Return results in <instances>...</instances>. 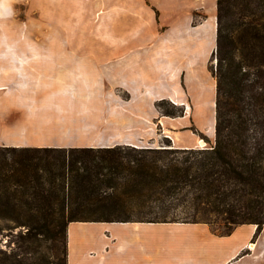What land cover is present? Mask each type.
I'll use <instances>...</instances> for the list:
<instances>
[{"label":"trees","instance_id":"trees-1","mask_svg":"<svg viewBox=\"0 0 264 264\" xmlns=\"http://www.w3.org/2000/svg\"><path fill=\"white\" fill-rule=\"evenodd\" d=\"M215 140L207 149L0 146V264L34 258L71 223H226L264 228V0H217ZM215 61V62H214ZM199 136L204 139L202 134ZM188 213L171 214L169 199ZM178 200V199H177Z\"/></svg>","mask_w":264,"mask_h":264},{"label":"crops","instance_id":"crops-1","mask_svg":"<svg viewBox=\"0 0 264 264\" xmlns=\"http://www.w3.org/2000/svg\"><path fill=\"white\" fill-rule=\"evenodd\" d=\"M217 2V0H214ZM171 4V5H169ZM208 0H160L158 6H171L175 15H188V26L180 25L170 30L168 38L155 41L154 63L199 64L208 62L216 49V34L207 22L192 26L195 11L205 10ZM217 7V6H216ZM206 26V27H204ZM204 27V29H202ZM201 32V33H200ZM139 40V39H138ZM123 40L119 47L137 46ZM114 47L113 43L105 44ZM168 48V55L163 52ZM0 64V77L6 71L10 83L16 79L54 81L56 88H34L28 94L68 96L76 105L81 97L88 99L89 123L73 129L74 135H91L90 139L74 141L83 146H66L57 137L65 131L59 123L51 130L50 125L32 124L35 139H28L30 126L7 127V135L15 140L0 141V145L17 148H111L130 146L144 149L148 144L158 148L164 139L171 138L175 148L199 149L200 138L188 140V125L183 118L161 116L154 105L145 106V60L139 53L124 56H5ZM154 78L168 67L148 68ZM186 71H181L180 74ZM5 75V76H6ZM30 81V80H29ZM6 90L7 86H4ZM11 89V88H9ZM2 91V90H1ZM118 91L131 95L130 101L118 96ZM41 92H44L43 94ZM50 92V93H46ZM27 93V92H26ZM71 96V97H70ZM85 102V101H84ZM80 105V104H79ZM77 107V106H75ZM79 108V109H78ZM59 111L58 104L51 107ZM81 111V107H77ZM78 118V117H77ZM78 120H82L79 119ZM54 125V124H53ZM87 127V128H86ZM1 130V125H0ZM47 130L58 136L42 138L38 133ZM88 130V131H86ZM168 135V136H167ZM191 136V135H190ZM215 133L213 134V137ZM38 137V138H37ZM212 137V138H213ZM41 138V139H40ZM68 142V141H67ZM74 143V144H75ZM41 144V145H34ZM97 228V229H96ZM163 229V231H160ZM257 226L242 225L230 235L215 233L202 223H83L68 225V264H106L109 256L117 257L120 264H264V228L255 238ZM241 233L243 238L237 236ZM200 242V245L198 243ZM93 243L95 251L82 249V244ZM110 246L117 250L109 251ZM253 245L254 248H249ZM93 254H95L93 258ZM132 260V261H131ZM117 264V263H107Z\"/></svg>","mask_w":264,"mask_h":264},{"label":"rangeland","instance_id":"rangeland-1","mask_svg":"<svg viewBox=\"0 0 264 264\" xmlns=\"http://www.w3.org/2000/svg\"><path fill=\"white\" fill-rule=\"evenodd\" d=\"M159 1L10 0V7L14 10V15L0 20V61H3L5 56H124L135 53L142 54L146 68L143 95L145 106L154 105L159 114L167 118H183L187 115V120L184 123L188 125V132H186L188 140L191 141L192 138L190 137H193L194 134L195 138L197 136L200 138L199 141H204L205 144H200L201 147L209 148L215 140V136L213 137L215 132L211 133L213 123L215 128V109L211 105L212 103L215 104L216 99V81L209 72L211 56L204 67L199 64H188V62L179 64L154 63V51L157 50L154 47L155 41L159 38H168L170 30L177 26H188V15H175L171 6L160 8L158 6ZM168 1L173 3L174 0ZM216 3L214 0H208L205 10L195 11L191 22L192 26H197L203 22H208L210 26L215 24ZM123 40H129V43L136 40L138 44L124 48L116 45ZM107 43H113L114 47H106L105 44ZM161 50L166 54L168 53L167 47ZM3 66L5 65L0 64V67ZM153 66L156 68L158 66L168 67L170 71L167 74L162 72L158 77L155 74L153 78L148 69ZM183 70L186 72L180 74ZM5 73L6 71H2L0 77V141L16 139L14 134L7 135V127L30 126L28 128L30 130L26 132L27 137L28 139H35L36 134L33 131L36 132V129L32 128V124H38V127L44 124L50 125L52 126L49 128L51 130L58 127L56 126L58 123L65 134H63L64 136L59 135L57 138L66 141L64 144L66 146H83V144L80 145L74 141L91 138L90 134L86 136L73 134L74 128L77 129L80 125L84 126L90 122L89 115L91 112L88 110L87 97L77 99L76 105H74L68 96L28 94L34 88H42L44 92L48 88L51 91L56 88V84L54 81L47 80H34L33 82L32 79L27 81H25L26 79H16L12 80L11 87H9V76ZM4 86H7L8 89L3 90L5 89ZM203 87L208 91V95L204 97L205 100L203 99L204 92L201 91ZM117 94L124 101L131 100L130 94L121 91H118ZM55 104H58L59 111L51 110ZM186 105L190 107V114H188ZM75 106H80L81 111H78ZM79 117L82 120H78ZM38 134L42 138L48 135L50 138L58 136L55 133L48 134L47 130ZM199 134H202L204 139ZM169 137L164 139L165 142L158 148L148 144L144 149H182L175 148ZM164 208H169L172 215L188 213L186 200L183 198L175 197V199L167 200ZM210 227L220 235L227 232L226 223L219 218H213V224ZM243 236L239 233L237 237L241 240ZM200 242L198 241L199 245ZM35 244L37 251L34 258L40 263L45 261L53 264L65 261L64 239H37ZM81 247L88 251H95L96 249L93 243L91 245L84 243ZM14 248L15 244L11 238H0V249L10 252ZM108 248L110 252L117 250L116 247L110 245ZM104 262L106 264L122 263L119 258L113 256H109Z\"/></svg>","mask_w":264,"mask_h":264},{"label":"clouds","instance_id":"clouds-1","mask_svg":"<svg viewBox=\"0 0 264 264\" xmlns=\"http://www.w3.org/2000/svg\"><path fill=\"white\" fill-rule=\"evenodd\" d=\"M14 10L10 7V0H0V20L10 18Z\"/></svg>","mask_w":264,"mask_h":264},{"label":"bare ground","instance_id":"bare-ground-1","mask_svg":"<svg viewBox=\"0 0 264 264\" xmlns=\"http://www.w3.org/2000/svg\"><path fill=\"white\" fill-rule=\"evenodd\" d=\"M204 27H206V26H204ZM204 27L202 28V29H204ZM211 28H212V31H213V34H216L217 33V28H216V25L215 24H213L212 26H211ZM201 33V32H200ZM202 86L204 85V84H201ZM201 91L202 92H204V96H203V99L205 100V98L204 97H206L207 95H208V91L203 87V89H201ZM187 106V109H188V114H190L191 112V110H190V107L188 106V105H186ZM212 108L213 109H215V104L214 103H212ZM215 132V128H214V123H213V126H212V129H211V133H214ZM199 143L201 144V145H204L205 143H204V141H199ZM250 248H254V246L253 245H250Z\"/></svg>","mask_w":264,"mask_h":264},{"label":"built area","instance_id":"built-area-1","mask_svg":"<svg viewBox=\"0 0 264 264\" xmlns=\"http://www.w3.org/2000/svg\"><path fill=\"white\" fill-rule=\"evenodd\" d=\"M200 149H201V150H203V149H207V147H206V146H204V147H201V146H200ZM249 248H250V247H249ZM250 249H251V248H250Z\"/></svg>","mask_w":264,"mask_h":264},{"label":"water","instance_id":"water-1","mask_svg":"<svg viewBox=\"0 0 264 264\" xmlns=\"http://www.w3.org/2000/svg\"><path fill=\"white\" fill-rule=\"evenodd\" d=\"M216 21H217V17L215 18V25L217 26V23H216Z\"/></svg>","mask_w":264,"mask_h":264}]
</instances>
